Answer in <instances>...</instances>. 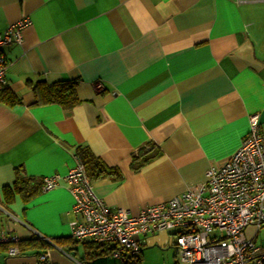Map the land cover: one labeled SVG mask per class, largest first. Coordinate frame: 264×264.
Listing matches in <instances>:
<instances>
[{"label": "crops", "instance_id": "0c3cea01", "mask_svg": "<svg viewBox=\"0 0 264 264\" xmlns=\"http://www.w3.org/2000/svg\"><path fill=\"white\" fill-rule=\"evenodd\" d=\"M23 16L22 42L2 48L20 102L0 103V230L20 240L30 228L70 236L62 179L27 201L12 186L17 174L63 176L76 147L119 174L93 180L95 193L136 214L203 181L238 148L249 115L264 132V0H0V32ZM39 80H76L78 102L34 104L28 82ZM154 234L140 237L141 264ZM174 253L168 264H184ZM81 254L52 244L10 256L0 245V264H78Z\"/></svg>", "mask_w": 264, "mask_h": 264}, {"label": "built area", "instance_id": "2783aa9c", "mask_svg": "<svg viewBox=\"0 0 264 264\" xmlns=\"http://www.w3.org/2000/svg\"><path fill=\"white\" fill-rule=\"evenodd\" d=\"M29 24L30 19L23 16L0 32V84L6 83L8 66L2 48L20 44L22 32ZM60 179L72 197L71 212L75 217L69 222L70 236L112 244L110 255L114 259L138 256L140 237L167 231L173 235L175 252L184 264H264V249L254 242L264 225V132L257 114L249 115L248 129L238 148L209 166L203 181L189 184L179 194L136 214L109 208L95 193L76 156L63 176L42 177L40 190L55 188ZM250 226L255 229L247 238L244 230ZM30 230L51 243L48 237ZM18 241L16 235L0 230V244L8 245V255L20 253ZM47 257L46 250L37 259L44 261Z\"/></svg>", "mask_w": 264, "mask_h": 264}, {"label": "trees", "instance_id": "16d2710c", "mask_svg": "<svg viewBox=\"0 0 264 264\" xmlns=\"http://www.w3.org/2000/svg\"><path fill=\"white\" fill-rule=\"evenodd\" d=\"M76 84V80H60L53 83H47L42 80L28 82L33 94L34 104L57 103L64 108H70L78 102L75 93ZM19 102V97L6 85V83L0 84V103L12 106ZM75 155L84 165L86 175L91 182L103 176H110L113 179L119 177L115 168L106 166L99 158L95 157L87 147H76ZM40 183L41 182L37 184L33 182L32 179H26L17 174L12 189L19 193L24 201H27L31 196L40 191ZM12 189L9 187L3 188V195L7 202L12 200ZM50 241L52 244L63 248L69 253L79 245L82 249V254L79 258L81 264H141V249L139 255L134 258L113 259L112 262H107L99 260L111 256L110 253L113 249V245L110 243L75 240L71 236L53 238L50 239ZM51 243L45 242L34 235L26 240L19 239L17 246L20 251L27 248L47 249L52 246ZM0 245H3L5 248L8 246L2 243ZM38 261L43 263V261Z\"/></svg>", "mask_w": 264, "mask_h": 264}, {"label": "rangeland", "instance_id": "374dc122", "mask_svg": "<svg viewBox=\"0 0 264 264\" xmlns=\"http://www.w3.org/2000/svg\"><path fill=\"white\" fill-rule=\"evenodd\" d=\"M254 227H247L244 230V235L250 238L254 233ZM157 237V242L150 243L142 250V264H168L172 263L175 257L172 247L173 237L167 232H159L154 234ZM255 244L264 249V225L258 230L254 238ZM99 261L112 262L113 258L108 257Z\"/></svg>", "mask_w": 264, "mask_h": 264}]
</instances>
